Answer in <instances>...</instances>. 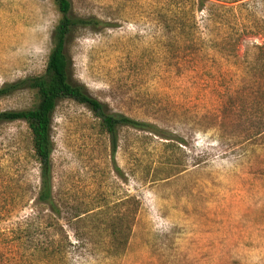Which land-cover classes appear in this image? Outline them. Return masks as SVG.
Instances as JSON below:
<instances>
[{"label": "rangeland", "instance_id": "374dc122", "mask_svg": "<svg viewBox=\"0 0 264 264\" xmlns=\"http://www.w3.org/2000/svg\"><path fill=\"white\" fill-rule=\"evenodd\" d=\"M180 1L72 0L74 15L104 23L71 41L73 81L109 112L171 140L124 127L115 147L86 106L57 104L51 160L60 216L44 211L64 231L65 258L56 264H264V137L241 153L245 125L224 100L225 63L194 39L190 18L180 26L179 4L190 5ZM247 1L237 13L264 33V0L237 5ZM59 19L54 0H0V88L44 73ZM197 21L204 31L205 16ZM251 43L262 36H244L239 57ZM36 103L20 90L0 99V112ZM39 186L27 125L2 124L0 264H35L32 248L45 233L25 236V222L43 210ZM118 219L124 232L131 227L124 250L111 239Z\"/></svg>", "mask_w": 264, "mask_h": 264}, {"label": "trees", "instance_id": "16d2710c", "mask_svg": "<svg viewBox=\"0 0 264 264\" xmlns=\"http://www.w3.org/2000/svg\"><path fill=\"white\" fill-rule=\"evenodd\" d=\"M182 1V0H181ZM180 1V2H181ZM190 5L178 7V21L184 26V16L190 18L194 33L199 42L205 43L213 55H217L225 63L226 102L229 110L245 125L241 144V153H245L247 144L253 146L264 137V33H260V26L255 21L242 18L239 13L247 5L245 0H228L225 5L216 6L208 0H188ZM60 14V19L52 34V48L48 57L47 66L42 75L28 77L15 83L3 85L0 88V99L8 97L20 90L33 92L37 103L29 109L20 111L0 112V126L4 123L21 121L27 125L31 137L33 158L40 169V186L36 203L43 210H36L33 216L26 220L27 231L25 236H32L33 231L43 228L45 241H37L32 248V260L35 264H56L65 258L64 241L58 240L64 231L57 222H46L45 209L51 215L49 219L59 218L60 211L54 199L52 153L54 142L52 139L53 115L57 104L62 100H72L86 106L95 115L101 118L116 147L119 142L121 128H129L143 133H151L165 140H171L162 134L155 125L140 122L123 114L111 113L106 105L92 97L83 85L73 81V61L69 53V45L76 34L82 29L96 30L104 23L95 18H83L73 14L72 0H54ZM249 4V3H248ZM215 7L221 8V15L217 20ZM198 14L205 16L204 31H198ZM262 36L263 43H251L245 46L244 56L238 55V49L244 36ZM202 37H205L203 39ZM220 118V126H225ZM225 121V120H224ZM227 121V119H226ZM221 127L220 130H221ZM227 128L224 127V130ZM122 219L114 224L111 233L113 244L117 248H124L131 231L124 232ZM132 221V220H131ZM36 226V229H33ZM44 226V227H43ZM31 229V230H30ZM33 230V231H32ZM20 243L24 240L20 237ZM40 242V243H39ZM118 254L120 251L115 249Z\"/></svg>", "mask_w": 264, "mask_h": 264}]
</instances>
